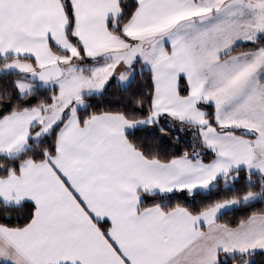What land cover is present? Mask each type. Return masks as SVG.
I'll list each match as a JSON object with an SVG mask.
<instances>
[{
	"label": "snow or ice",
	"instance_id": "6c2138e0",
	"mask_svg": "<svg viewBox=\"0 0 264 264\" xmlns=\"http://www.w3.org/2000/svg\"><path fill=\"white\" fill-rule=\"evenodd\" d=\"M0 264H264V0H0Z\"/></svg>",
	"mask_w": 264,
	"mask_h": 264
}]
</instances>
